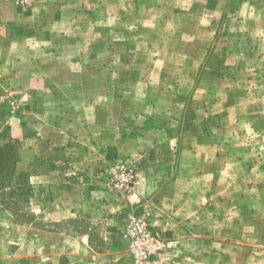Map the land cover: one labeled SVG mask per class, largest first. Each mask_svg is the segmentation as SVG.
<instances>
[{
    "label": "rangeland",
    "instance_id": "374dc122",
    "mask_svg": "<svg viewBox=\"0 0 264 264\" xmlns=\"http://www.w3.org/2000/svg\"><path fill=\"white\" fill-rule=\"evenodd\" d=\"M0 30V264H137L147 214L179 246L144 264H264V0H0Z\"/></svg>",
    "mask_w": 264,
    "mask_h": 264
},
{
    "label": "built area",
    "instance_id": "2783aa9c",
    "mask_svg": "<svg viewBox=\"0 0 264 264\" xmlns=\"http://www.w3.org/2000/svg\"><path fill=\"white\" fill-rule=\"evenodd\" d=\"M21 5L29 4L30 0H16ZM120 189H132L140 184V179L134 167L123 166L113 182ZM127 238L131 252L137 264H144L152 258L176 249L179 241L171 239L159 231L158 221L150 214L144 216L131 215L128 219Z\"/></svg>",
    "mask_w": 264,
    "mask_h": 264
},
{
    "label": "crops",
    "instance_id": "0c3cea01",
    "mask_svg": "<svg viewBox=\"0 0 264 264\" xmlns=\"http://www.w3.org/2000/svg\"><path fill=\"white\" fill-rule=\"evenodd\" d=\"M66 6L64 5V6H62V8L64 9ZM2 8L4 9V11L7 13V12H10L11 14H14L15 12H19L16 8H14L13 6L11 7V6H2ZM54 19H55V25H57V24H60L61 22H63V20H64V16L63 15H61V17H59V18H57V15H55V17H54ZM9 27V26H8ZM0 34H3L2 33V31L0 30ZM1 36V35H0ZM11 37H13L12 35H11ZM12 40H14V38H11ZM16 41L18 42L19 41V38L18 37H16ZM15 57L13 58V60L16 62V63H19V61H20V58L18 57V54H19V51H16L15 53H12ZM8 56L9 54L7 53V51H6V49L5 48H3V47H0V65L1 64H4L5 63V58L3 57V56Z\"/></svg>",
    "mask_w": 264,
    "mask_h": 264
},
{
    "label": "trees",
    "instance_id": "16d2710c",
    "mask_svg": "<svg viewBox=\"0 0 264 264\" xmlns=\"http://www.w3.org/2000/svg\"><path fill=\"white\" fill-rule=\"evenodd\" d=\"M10 152H12L11 146L0 149V163L4 160V157L9 155Z\"/></svg>",
    "mask_w": 264,
    "mask_h": 264
}]
</instances>
